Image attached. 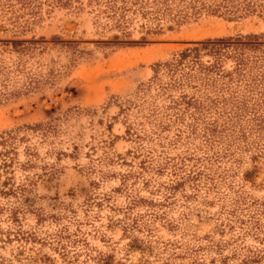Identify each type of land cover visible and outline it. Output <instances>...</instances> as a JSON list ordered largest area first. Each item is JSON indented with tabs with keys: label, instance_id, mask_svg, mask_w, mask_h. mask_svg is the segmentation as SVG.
<instances>
[{
	"label": "rangeland",
	"instance_id": "obj_1",
	"mask_svg": "<svg viewBox=\"0 0 264 264\" xmlns=\"http://www.w3.org/2000/svg\"><path fill=\"white\" fill-rule=\"evenodd\" d=\"M230 5L0 0V264H264V0Z\"/></svg>",
	"mask_w": 264,
	"mask_h": 264
},
{
	"label": "trees",
	"instance_id": "obj_2",
	"mask_svg": "<svg viewBox=\"0 0 264 264\" xmlns=\"http://www.w3.org/2000/svg\"><path fill=\"white\" fill-rule=\"evenodd\" d=\"M96 1H100V0H96ZM102 1H106L107 10L114 13V17L116 16L120 17L119 21L126 20L125 13L130 11V9L128 8L129 5L133 7H138L137 10L140 12L142 11L144 15L156 14V18L161 15L164 16L168 13H173L175 9H178L177 12L178 20L180 18H185V17L188 18L189 16L200 14L201 11L203 10H210L214 13H218L219 11L224 10L228 14H232V13L237 14L239 12V8L231 7L232 5H230L234 2V0H215L217 4L213 2L210 5H208V3L204 2L203 0H191V2L187 0H102ZM149 8H153L154 11L152 12L154 13H150V11H146L149 10ZM189 10L191 15H188ZM15 44L18 45L19 43H15ZM188 56L189 55L187 53H184L181 56L179 63L185 60ZM39 128L41 130L43 127L41 128V125L37 126L36 130H39ZM8 135L10 138L12 139L14 138L12 134H8ZM0 139H3L2 135H0ZM3 143H4L3 145H5L7 143V140H5V142Z\"/></svg>",
	"mask_w": 264,
	"mask_h": 264
}]
</instances>
